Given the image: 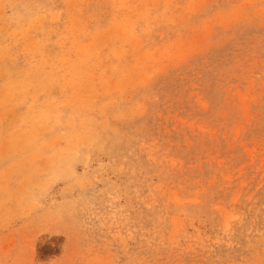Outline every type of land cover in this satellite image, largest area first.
<instances>
[{"label":"rangeland","instance_id":"obj_1","mask_svg":"<svg viewBox=\"0 0 264 264\" xmlns=\"http://www.w3.org/2000/svg\"><path fill=\"white\" fill-rule=\"evenodd\" d=\"M0 264H264V0H0Z\"/></svg>","mask_w":264,"mask_h":264}]
</instances>
